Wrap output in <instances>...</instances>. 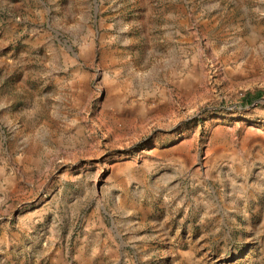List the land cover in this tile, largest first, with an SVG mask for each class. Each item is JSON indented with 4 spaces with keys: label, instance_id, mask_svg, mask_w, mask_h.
I'll return each instance as SVG.
<instances>
[{
    "label": "rangeland",
    "instance_id": "obj_1",
    "mask_svg": "<svg viewBox=\"0 0 264 264\" xmlns=\"http://www.w3.org/2000/svg\"><path fill=\"white\" fill-rule=\"evenodd\" d=\"M0 264H264V0H0Z\"/></svg>",
    "mask_w": 264,
    "mask_h": 264
},
{
    "label": "trees",
    "instance_id": "obj_2",
    "mask_svg": "<svg viewBox=\"0 0 264 264\" xmlns=\"http://www.w3.org/2000/svg\"><path fill=\"white\" fill-rule=\"evenodd\" d=\"M261 93H257L256 95H250L247 94L244 98H243V102L247 105H250L252 103H254L255 101L259 100L261 98Z\"/></svg>",
    "mask_w": 264,
    "mask_h": 264
}]
</instances>
